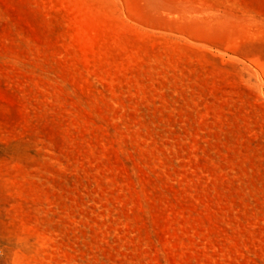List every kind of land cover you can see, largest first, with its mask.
<instances>
[{"label":"rangeland","instance_id":"obj_1","mask_svg":"<svg viewBox=\"0 0 264 264\" xmlns=\"http://www.w3.org/2000/svg\"><path fill=\"white\" fill-rule=\"evenodd\" d=\"M0 264H264V0H0Z\"/></svg>","mask_w":264,"mask_h":264}]
</instances>
